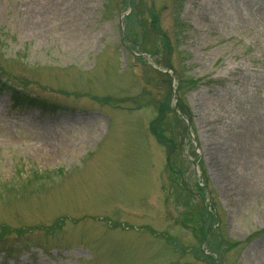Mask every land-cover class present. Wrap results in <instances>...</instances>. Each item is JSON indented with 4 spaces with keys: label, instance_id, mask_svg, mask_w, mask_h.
<instances>
[{
    "label": "rangeland",
    "instance_id": "obj_1",
    "mask_svg": "<svg viewBox=\"0 0 264 264\" xmlns=\"http://www.w3.org/2000/svg\"><path fill=\"white\" fill-rule=\"evenodd\" d=\"M0 236V264H264V0H0Z\"/></svg>",
    "mask_w": 264,
    "mask_h": 264
},
{
    "label": "trees",
    "instance_id": "obj_2",
    "mask_svg": "<svg viewBox=\"0 0 264 264\" xmlns=\"http://www.w3.org/2000/svg\"><path fill=\"white\" fill-rule=\"evenodd\" d=\"M129 19H130V17H129ZM152 28L155 29V30L157 29V27L155 25H153ZM165 45H166V42H165ZM166 48L167 49L169 48V43L168 42H167ZM164 63L166 65V67L169 68L167 62H164ZM169 70H171V69H169ZM197 85H198V81L191 80V79L184 80L182 77H180V78H178V89L177 90L181 91L184 88H194V87H197ZM177 107H178L180 113L187 118L188 122L191 123V115H190L189 111L187 110V108L185 107L184 103L179 98H177ZM157 121H158V119L154 120L152 122V124H150V126H151L150 127V132H151V135L156 140V142L165 149L166 155L168 156V160H167V164H166L167 168L166 169H167L168 172L171 173L173 171L172 156L175 154V151L178 148V147L176 148V146H178V144L174 143V141L172 140L171 137L166 138L165 134L162 131L159 130ZM193 156H195V154H193ZM204 187H207V184H205ZM205 189H207V188L203 189V188H198L197 187V190L200 192L201 197H203ZM208 219H212L211 216H208L204 211H202L200 213V215H199L198 222L202 223L201 226L203 227L205 222ZM202 230H204V229H202ZM5 231L6 230H4L2 234H4ZM2 237L3 236H0V240L1 241H2V239H4ZM212 240L213 239H210V242H212ZM233 247H235V246H233Z\"/></svg>",
    "mask_w": 264,
    "mask_h": 264
}]
</instances>
